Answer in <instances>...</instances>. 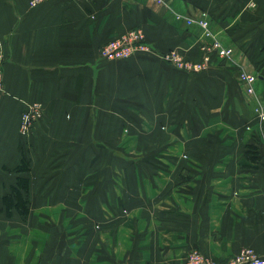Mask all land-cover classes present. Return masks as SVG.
<instances>
[{
    "label": "crops",
    "instance_id": "crops-1",
    "mask_svg": "<svg viewBox=\"0 0 264 264\" xmlns=\"http://www.w3.org/2000/svg\"><path fill=\"white\" fill-rule=\"evenodd\" d=\"M203 14L210 35L187 23ZM138 28L149 51L101 58ZM215 41L234 53L211 51L203 71L162 58L199 62ZM0 43V199L27 177L31 203L29 227H0V264L264 256V0H0ZM241 71L258 76L255 96ZM32 103L43 117L23 136ZM24 157L30 172H15Z\"/></svg>",
    "mask_w": 264,
    "mask_h": 264
},
{
    "label": "built area",
    "instance_id": "built-area-1",
    "mask_svg": "<svg viewBox=\"0 0 264 264\" xmlns=\"http://www.w3.org/2000/svg\"><path fill=\"white\" fill-rule=\"evenodd\" d=\"M52 0H30V7H37L38 5ZM157 4L164 5L165 0H152ZM181 18V16H178ZM189 25H197L205 30L207 35H210V22L206 14H203L200 19L188 18ZM150 45L147 43L146 35L142 29H133L127 33L110 40L100 49V56L106 60H124L129 59L137 52L149 51ZM211 51L216 52L220 59L231 58L234 51L232 48L225 47L221 42L215 41L210 47L206 49V55L199 62L186 61L177 50H170L165 52L162 56L163 60L178 69L199 72L206 70L212 63ZM5 49L0 43V91L4 90V66H5ZM240 82L245 87V91L250 96L256 95V84L258 76L247 71H241L239 76ZM43 107L40 103H32L29 105L21 116L20 133L23 136H28L36 123L42 119ZM257 117L260 122H264V110L258 108L256 110ZM186 264H264V256L258 255L253 249L243 248L237 254L229 259L220 262L212 259L198 250L189 252L186 256Z\"/></svg>",
    "mask_w": 264,
    "mask_h": 264
},
{
    "label": "trees",
    "instance_id": "trees-1",
    "mask_svg": "<svg viewBox=\"0 0 264 264\" xmlns=\"http://www.w3.org/2000/svg\"><path fill=\"white\" fill-rule=\"evenodd\" d=\"M107 1V0H104ZM248 153L252 160L258 156V143L254 142L247 146ZM17 173L30 172V164L26 157L23 158L19 166L14 169ZM30 181L27 177H18L15 185L11 186L8 194L0 199V212H4L7 217H13L16 212L23 220H27L31 212L29 199Z\"/></svg>",
    "mask_w": 264,
    "mask_h": 264
},
{
    "label": "rangeland",
    "instance_id": "rangeland-1",
    "mask_svg": "<svg viewBox=\"0 0 264 264\" xmlns=\"http://www.w3.org/2000/svg\"><path fill=\"white\" fill-rule=\"evenodd\" d=\"M189 25V24H188ZM139 29H141V28H139ZM143 30V29H142ZM144 31V30H143ZM211 45H209L208 47H210ZM207 47V48H208ZM171 50H173V49H171ZM174 50H177V49H174ZM170 51V50H169ZM178 51V50H177ZM206 51V50H205ZM166 52H168V51H166ZM179 52V51H178ZM183 56V55H182ZM184 57V56H183ZM185 58V57H184ZM5 60H6V57H5ZM186 60V59H185ZM109 61H114V60H109ZM187 61V60H186ZM175 67V66H174ZM43 107V106H42ZM22 116V115H21ZM42 117H43V111H42ZM41 120V119H40ZM0 208H1V206H0ZM15 216V215H14ZM12 217V218H10V219H7L5 216V219L4 220H2V221H0V227H5V228H8V229H10V228H12V229H15V228H18V227H29V225L30 224H28L25 220H23V221H25V223L23 222V221H20V219H18L17 217ZM98 226V225H97ZM96 226V227H97Z\"/></svg>",
    "mask_w": 264,
    "mask_h": 264
}]
</instances>
